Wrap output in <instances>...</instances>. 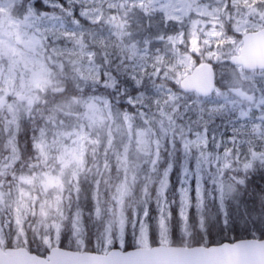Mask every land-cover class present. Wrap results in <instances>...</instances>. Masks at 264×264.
<instances>
[{"label":"snow or ice","instance_id":"1","mask_svg":"<svg viewBox=\"0 0 264 264\" xmlns=\"http://www.w3.org/2000/svg\"><path fill=\"white\" fill-rule=\"evenodd\" d=\"M0 264H264V0H0Z\"/></svg>","mask_w":264,"mask_h":264}]
</instances>
